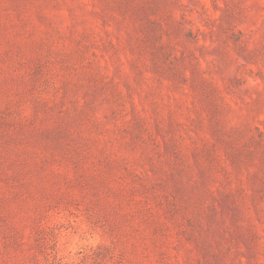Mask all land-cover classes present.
I'll return each instance as SVG.
<instances>
[{"label": "rangeland", "instance_id": "374dc122", "mask_svg": "<svg viewBox=\"0 0 264 264\" xmlns=\"http://www.w3.org/2000/svg\"><path fill=\"white\" fill-rule=\"evenodd\" d=\"M0 264H264V0H0Z\"/></svg>", "mask_w": 264, "mask_h": 264}]
</instances>
